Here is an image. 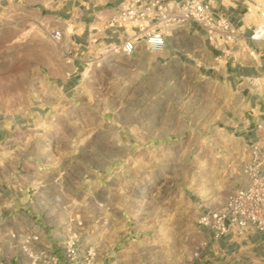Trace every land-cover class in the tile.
<instances>
[{
    "label": "rangeland",
    "instance_id": "374dc122",
    "mask_svg": "<svg viewBox=\"0 0 264 264\" xmlns=\"http://www.w3.org/2000/svg\"><path fill=\"white\" fill-rule=\"evenodd\" d=\"M244 1L235 26L243 35L226 54L247 65L258 47L246 38L264 22V0ZM29 28L13 44L0 32V117L18 126L0 157L36 166L31 202L41 217H79L87 244L110 259L200 257L198 214L245 183L248 144L228 125L244 103L219 73L226 57L213 55L189 24L165 26L163 54L114 52L105 43L66 53L62 40ZM252 80L263 93L264 72Z\"/></svg>",
    "mask_w": 264,
    "mask_h": 264
},
{
    "label": "crops",
    "instance_id": "0c3cea01",
    "mask_svg": "<svg viewBox=\"0 0 264 264\" xmlns=\"http://www.w3.org/2000/svg\"><path fill=\"white\" fill-rule=\"evenodd\" d=\"M120 2L0 0V32L6 36L1 41L5 44L18 42L29 27L41 29L47 35V30L53 26L60 31V40L64 42L63 51L66 53H84L94 44L111 45L118 39L105 25L114 16L115 7ZM244 3V0H215L214 7L236 26L242 21ZM242 35L239 32V36ZM246 39L252 49L258 47L253 63L247 65L240 64L231 54H226L235 46L234 43H229L223 50L214 48L209 42L208 47L213 55L219 54L220 57L223 54L226 57L223 70L219 73L233 87L239 88L244 108L242 114L233 118L228 125L249 146L264 137V92L253 91L248 83L249 76L264 72V46L259 47L258 42L249 37ZM235 50L237 52L238 49ZM17 131L14 118L0 117V153H6L13 146ZM37 171L35 165L29 169L20 159L0 157V264H30L23 247L41 255L60 253L61 240L72 231L78 233L83 244L88 243L85 226L79 217L75 216L82 221L81 227L69 221L73 216L58 221L54 217L48 222L33 206L31 199L37 191L34 184L39 181L35 178ZM205 235L200 257L191 259L188 264H264V231L246 232L241 236L233 232L214 237L205 229ZM100 260L101 264H137L134 255L127 257L120 252L112 259L110 254L97 252L96 263L99 264Z\"/></svg>",
    "mask_w": 264,
    "mask_h": 264
},
{
    "label": "built area",
    "instance_id": "2783aa9c",
    "mask_svg": "<svg viewBox=\"0 0 264 264\" xmlns=\"http://www.w3.org/2000/svg\"><path fill=\"white\" fill-rule=\"evenodd\" d=\"M214 2L121 0L115 7L114 16L105 25L118 39L110 45V50L125 54H133L140 47L151 51L162 50L170 37L164 29L165 24L194 25L211 46L223 50L229 43H234L235 35H239V32L223 12L215 9ZM47 35L55 42L61 39L60 31L53 26L47 30ZM250 39L263 41L264 26L254 27ZM248 83L253 84L251 76ZM241 171L245 183L232 188L221 203L201 211L197 216V224L214 237L233 232L241 236L246 232L264 231V137L248 146V155ZM69 221L82 226V221L75 217ZM23 251L30 264H97L95 247L83 244L75 231L61 240L60 253L41 255L26 247H23Z\"/></svg>",
    "mask_w": 264,
    "mask_h": 264
},
{
    "label": "bare ground",
    "instance_id": "6f19581e",
    "mask_svg": "<svg viewBox=\"0 0 264 264\" xmlns=\"http://www.w3.org/2000/svg\"><path fill=\"white\" fill-rule=\"evenodd\" d=\"M165 26H168L167 24H165ZM170 26H172V25H170ZM170 26H169V28H170ZM259 26H264V22L263 23H260L259 24ZM168 28V27H167ZM166 28V29H167ZM171 29V28H170ZM174 33V32H173ZM169 34V33H168ZM236 36H239V35H235V38H236ZM240 40V39H239ZM234 42H235V39H234ZM243 45V43H241V41H238L237 42V46H238V48L240 47V46H242ZM166 50V49H165ZM163 52H164V49H162V50H156V51H154L153 50V54H163Z\"/></svg>",
    "mask_w": 264,
    "mask_h": 264
}]
</instances>
